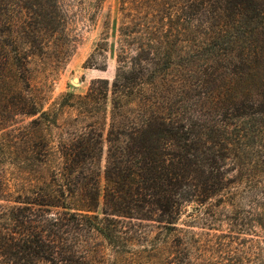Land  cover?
Segmentation results:
<instances>
[{
  "label": "trees",
  "instance_id": "obj_1",
  "mask_svg": "<svg viewBox=\"0 0 264 264\" xmlns=\"http://www.w3.org/2000/svg\"><path fill=\"white\" fill-rule=\"evenodd\" d=\"M66 1H78L86 17L104 2L0 0V127L15 115L32 117L25 138L34 159L57 155L48 180L28 193L13 196L0 170V264H95L96 236L118 242L130 225L139 237L141 221L181 232L176 237L188 264L194 250L176 222L190 203L201 217L202 206L223 198L249 204L235 220L238 230L262 233L251 243L253 262L264 264V87L257 98L234 99L230 86L237 65L247 60L248 43L256 39L264 47V0H119V61H129L131 70L120 69L111 84L103 166L102 130L93 122L68 128L53 146L43 134L50 111L28 92L31 57L43 52L46 36L64 33ZM21 11L25 17L18 21ZM129 45L141 53L128 56ZM177 46L193 47L188 60L201 56L220 66L223 84L194 83L203 99L188 112L181 105L173 110L170 101L156 108L150 101L118 120L123 104L116 93L135 94L144 75L156 72L149 64L173 59ZM157 48L167 53L152 52ZM107 93V82L98 78L78 98L91 108Z\"/></svg>",
  "mask_w": 264,
  "mask_h": 264
},
{
  "label": "rangeland",
  "instance_id": "obj_2",
  "mask_svg": "<svg viewBox=\"0 0 264 264\" xmlns=\"http://www.w3.org/2000/svg\"><path fill=\"white\" fill-rule=\"evenodd\" d=\"M65 31L45 37L43 52L33 54L30 63L31 96L41 100L42 109L50 111V121L44 125L43 134L53 146L64 139L65 130H79L86 123H94L103 132V151L101 165L103 166L108 142L106 134L112 110L111 84L120 69L130 71L129 61L120 62L121 13L119 0H104L101 8L92 17H86L81 11L78 1H66ZM24 12L17 13V20L24 19ZM174 47L170 53L173 59L159 58L158 62L149 64L148 71L156 70L155 74H145L144 83L135 94L119 98L122 107L117 119H125L143 109L144 102L154 101L153 105H164L170 101L173 110L181 109L188 112L197 99L202 100L200 91L194 83H204L214 88L223 84L225 76L220 66L211 65L207 58L197 56L196 60H188L189 48ZM162 55L167 50L157 48L152 50ZM245 52L247 60L238 64L236 74L231 79V90L234 99L247 97L257 98L264 87V47L262 42L254 39L248 43ZM141 53L135 46L127 47V55L135 56ZM213 63V62H212ZM153 76V77H152ZM102 79L107 82L108 93L105 99L91 108L83 105L78 96L87 92L91 81ZM97 85V84H96ZM141 96L142 100H141ZM150 108H153L151 105ZM87 110H91V116ZM142 114V112H141ZM32 117L15 115L9 123L0 127V170L8 182L11 194L28 193L37 186H42L48 180V174L53 169L57 155L40 160L34 159V154L27 147L25 132ZM120 142L125 144L126 138L121 136ZM257 146V143H251ZM230 171L228 176L236 175ZM245 199L234 203L211 199L202 206L203 214L197 217L192 214L190 203L183 210L176 226L186 231L183 238L194 252H190L188 264H255L252 238L262 239L259 231L254 235L246 230H238L239 222L235 220L237 212L244 213L248 208ZM191 208V210L189 209ZM141 236L130 232V225L124 228L118 242L98 235L93 240L97 250L93 254L95 264H183L186 254L180 251L177 230L163 228L157 223L137 222ZM242 228V227H241ZM240 232H234V231ZM120 236V235H119ZM118 239V238H117ZM117 246H119L117 248Z\"/></svg>",
  "mask_w": 264,
  "mask_h": 264
},
{
  "label": "water",
  "instance_id": "obj_3",
  "mask_svg": "<svg viewBox=\"0 0 264 264\" xmlns=\"http://www.w3.org/2000/svg\"><path fill=\"white\" fill-rule=\"evenodd\" d=\"M191 210V208H189Z\"/></svg>",
  "mask_w": 264,
  "mask_h": 264
}]
</instances>
